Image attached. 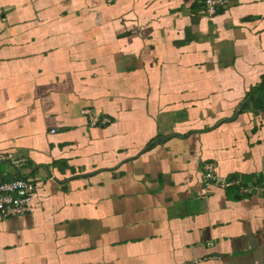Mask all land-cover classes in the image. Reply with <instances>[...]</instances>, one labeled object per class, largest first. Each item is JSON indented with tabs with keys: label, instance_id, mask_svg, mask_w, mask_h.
Instances as JSON below:
<instances>
[{
	"label": "crops",
	"instance_id": "1",
	"mask_svg": "<svg viewBox=\"0 0 264 264\" xmlns=\"http://www.w3.org/2000/svg\"><path fill=\"white\" fill-rule=\"evenodd\" d=\"M263 80L264 0H0V264H264Z\"/></svg>",
	"mask_w": 264,
	"mask_h": 264
},
{
	"label": "built area",
	"instance_id": "2",
	"mask_svg": "<svg viewBox=\"0 0 264 264\" xmlns=\"http://www.w3.org/2000/svg\"><path fill=\"white\" fill-rule=\"evenodd\" d=\"M206 16H214L219 7L224 6L227 0H202ZM105 120H102V124ZM96 123V122H95ZM7 162L15 170H20L27 165L26 158L15 157L13 155L0 154V163ZM202 182L205 186L215 185L226 189L236 187L240 192L251 193L256 190L254 184L248 185L239 179H223L214 173L212 164L203 166ZM260 188L264 190V182L260 183ZM32 194L29 181L24 178H17L11 181H0V216L7 218L10 216H21L28 213L32 206Z\"/></svg>",
	"mask_w": 264,
	"mask_h": 264
},
{
	"label": "trees",
	"instance_id": "3",
	"mask_svg": "<svg viewBox=\"0 0 264 264\" xmlns=\"http://www.w3.org/2000/svg\"><path fill=\"white\" fill-rule=\"evenodd\" d=\"M255 90V92H257L258 94H261L262 96H260L259 95V98L261 97V98H263L264 96H263V93H264V80H263V83L261 84V86H259L258 88H255L254 89ZM263 100V99H262ZM17 178H22V177H17ZM17 178H15V179H17ZM232 180V179H231Z\"/></svg>",
	"mask_w": 264,
	"mask_h": 264
}]
</instances>
